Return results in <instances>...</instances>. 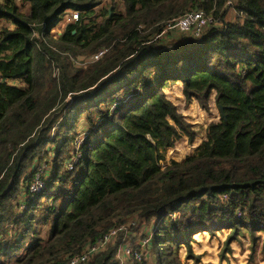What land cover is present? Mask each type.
Returning a JSON list of instances; mask_svg holds the SVG:
<instances>
[{
    "label": "trees",
    "instance_id": "16d2710c",
    "mask_svg": "<svg viewBox=\"0 0 264 264\" xmlns=\"http://www.w3.org/2000/svg\"><path fill=\"white\" fill-rule=\"evenodd\" d=\"M15 1L0 3V22L13 26L0 28V264H62L134 219L156 221L154 264H185L183 247L196 264L193 236L222 230L219 260L246 234L251 259L264 234V0ZM191 10L217 23L199 38L158 37ZM178 82L186 104L208 110L213 96L224 117L196 154L161 166L166 149L196 137L165 93ZM79 129L82 156L66 172ZM48 157L50 179L30 197L35 164ZM116 248L87 264H117Z\"/></svg>",
    "mask_w": 264,
    "mask_h": 264
},
{
    "label": "built area",
    "instance_id": "2783aa9c",
    "mask_svg": "<svg viewBox=\"0 0 264 264\" xmlns=\"http://www.w3.org/2000/svg\"><path fill=\"white\" fill-rule=\"evenodd\" d=\"M228 4H231V0ZM76 20H78V13L65 14L62 24L60 23L59 25L63 27ZM216 23L215 19L204 11L191 10L169 21L162 31V34L158 37L168 32H173L177 34H188L193 38H199L205 28L213 26ZM102 53L100 52L94 55L93 60H97ZM85 137V131L77 132L72 143V148L64 160V169L66 172L73 171L78 165L82 156ZM50 159L48 157L35 164L32 180L27 187L28 196L32 197L37 195L45 189L46 183L50 179ZM224 199H226V196ZM17 207L18 214H20L26 208L24 199L19 200ZM235 216L239 219L242 218V211L237 209ZM172 218L174 217L172 216ZM155 224L156 221L154 220L150 224H146L139 222L138 219H134L126 224L111 228L95 241L86 244L80 253L70 256L62 264H87L97 254L114 246L117 247L115 250L117 264H149L151 257L150 244Z\"/></svg>",
    "mask_w": 264,
    "mask_h": 264
},
{
    "label": "rangeland",
    "instance_id": "374dc122",
    "mask_svg": "<svg viewBox=\"0 0 264 264\" xmlns=\"http://www.w3.org/2000/svg\"><path fill=\"white\" fill-rule=\"evenodd\" d=\"M102 1L107 2L108 0H102ZM0 2L3 3V0H0ZM15 2L17 4H20L19 0L15 1ZM20 11L24 14H27L29 12L28 5L27 4H25L24 6L20 5ZM227 19H229V20L234 19L233 12H230V16H228ZM61 24H62V22H61ZM0 26H5L4 21L0 22ZM65 26L61 27V25H58V30L55 28L52 31V34L55 37L59 36ZM76 64H80V63H78V61H77ZM165 93H166L168 99H170L177 106V109L183 115V118L189 124L192 125V128L196 132V137H195L193 142H188L187 138L185 136H182V138L179 139L175 143L174 147H171V148H168L165 150V152L163 153L164 160H162L159 163L160 165L169 164L170 161L180 162V161H183L187 156L196 154L199 150L201 142L205 139V129L208 126V124L211 122H217L220 118V114H219L217 106L214 102L213 96H211L208 110H203L202 108H200L197 101L194 99L189 104H186L185 98L182 94V85L179 82L174 84L173 86L165 89ZM60 122H63L62 117L60 119H58L57 122L54 124V129L52 130L53 134L55 132H57L58 124ZM79 131H85V130L79 129L78 132ZM45 200H46V198L43 199V201H45ZM223 231L224 230H222L221 232H217V233H219L221 235L225 234V233H223ZM228 231L229 230H225V232H228ZM227 235H226V237H227ZM222 236L224 237V235H222ZM245 237H246V235L245 236H239V238L236 240V242H241V239L245 238ZM197 238H199V236H197ZM245 242H247V241H245ZM223 244H224V242H223ZM249 249H250V247H249ZM183 252H184V250H182V253ZM257 252L258 251H256L257 261L260 262L261 261L260 258H264V256H262L263 252L262 251H260V253H257ZM254 254H255V250L252 253L251 259H249L250 254L248 255L247 264L252 263L254 261V256H253ZM150 262H151L150 264H154L153 261L151 260V257H150Z\"/></svg>",
    "mask_w": 264,
    "mask_h": 264
},
{
    "label": "crops",
    "instance_id": "0c3cea01",
    "mask_svg": "<svg viewBox=\"0 0 264 264\" xmlns=\"http://www.w3.org/2000/svg\"><path fill=\"white\" fill-rule=\"evenodd\" d=\"M2 21H4L6 27L8 28L13 27L11 23L6 22L5 20ZM55 28L58 30V26ZM223 233H225L222 234L224 235V237L219 233H217L216 236L210 237V235L206 232L198 233L193 236L194 237L193 241L190 244H191L192 253L199 258L196 264H247L248 262L247 258L248 255L250 254L249 247L251 243L250 238L247 234L245 238L241 239V242H236V241L231 242L230 244L231 252L225 254V259H223L222 261L219 260V252L221 251L223 242L229 231L225 232L224 230ZM197 236H199V238H197ZM256 236L258 237V240L255 246V254L253 255L254 261L249 264H264V258H260L261 261L258 262L257 254H256V251H258L257 253H260V251H262L263 252L262 256H264V250L262 249L264 234L262 232H258ZM182 250H184L183 253ZM179 251H180L179 259L181 260V262L185 264H195L193 263L192 259H188V260L185 259L186 249L184 247L181 248Z\"/></svg>",
    "mask_w": 264,
    "mask_h": 264
},
{
    "label": "water",
    "instance_id": "95a60500",
    "mask_svg": "<svg viewBox=\"0 0 264 264\" xmlns=\"http://www.w3.org/2000/svg\"><path fill=\"white\" fill-rule=\"evenodd\" d=\"M217 109L219 111V114L224 117V113H223V107L222 106H217Z\"/></svg>",
    "mask_w": 264,
    "mask_h": 264
}]
</instances>
